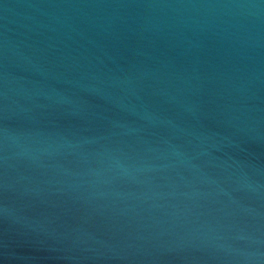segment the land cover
I'll list each match as a JSON object with an SVG mask.
<instances>
[{"label": "water", "instance_id": "1", "mask_svg": "<svg viewBox=\"0 0 264 264\" xmlns=\"http://www.w3.org/2000/svg\"><path fill=\"white\" fill-rule=\"evenodd\" d=\"M0 264H264V0H0Z\"/></svg>", "mask_w": 264, "mask_h": 264}]
</instances>
